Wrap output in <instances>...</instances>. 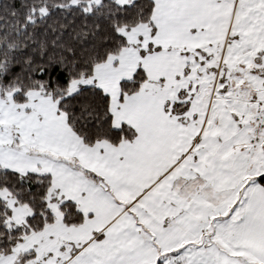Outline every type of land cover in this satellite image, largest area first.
Segmentation results:
<instances>
[{
	"label": "snow or ice",
	"instance_id": "obj_1",
	"mask_svg": "<svg viewBox=\"0 0 264 264\" xmlns=\"http://www.w3.org/2000/svg\"><path fill=\"white\" fill-rule=\"evenodd\" d=\"M0 264H264V0H0Z\"/></svg>",
	"mask_w": 264,
	"mask_h": 264
}]
</instances>
